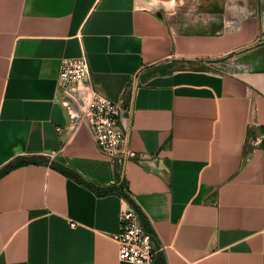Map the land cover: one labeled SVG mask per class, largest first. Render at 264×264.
Segmentation results:
<instances>
[{
	"label": "crops",
	"instance_id": "1",
	"mask_svg": "<svg viewBox=\"0 0 264 264\" xmlns=\"http://www.w3.org/2000/svg\"><path fill=\"white\" fill-rule=\"evenodd\" d=\"M90 86L66 90L62 58ZM119 105L121 177L158 264H264V0H0V168L43 155L112 185L82 110ZM121 196L47 164L0 176V264H135ZM73 223V225H72Z\"/></svg>",
	"mask_w": 264,
	"mask_h": 264
},
{
	"label": "built area",
	"instance_id": "2",
	"mask_svg": "<svg viewBox=\"0 0 264 264\" xmlns=\"http://www.w3.org/2000/svg\"><path fill=\"white\" fill-rule=\"evenodd\" d=\"M57 82L63 90L74 84L90 86L87 58H62ZM118 112L117 103L90 89V97L81 116L88 123L98 150L111 156L114 164L121 167L129 152L123 148L125 136L118 124ZM53 156L54 153L50 155L51 158ZM113 239L117 244L120 260L135 264H158V251L154 248L152 235L144 229L138 212L130 205L120 212V230Z\"/></svg>",
	"mask_w": 264,
	"mask_h": 264
},
{
	"label": "trees",
	"instance_id": "3",
	"mask_svg": "<svg viewBox=\"0 0 264 264\" xmlns=\"http://www.w3.org/2000/svg\"><path fill=\"white\" fill-rule=\"evenodd\" d=\"M47 164L54 169L62 172L67 177L73 179L77 183L89 188L97 195H107V194H117L121 196L131 207H133L139 214L141 223L144 227V229L149 232L152 235L153 243L155 246H157V237L152 230L150 223L146 219V217L143 215V213L138 209L137 205L133 201L132 197L130 196L129 192L126 189L125 186V180L121 177V167L115 165V177L117 182L112 185H100L97 183H94L85 177H83L77 170L74 168L68 166L67 164L63 163L62 161H54L48 156L43 155H28V156H21L14 158L13 160L6 163L4 166L0 168V176L5 174L11 169H14L16 167L25 165V164ZM158 258V257H157ZM157 262L159 263V260L157 259Z\"/></svg>",
	"mask_w": 264,
	"mask_h": 264
},
{
	"label": "water",
	"instance_id": "4",
	"mask_svg": "<svg viewBox=\"0 0 264 264\" xmlns=\"http://www.w3.org/2000/svg\"><path fill=\"white\" fill-rule=\"evenodd\" d=\"M154 248L156 249V246H155V244H154Z\"/></svg>",
	"mask_w": 264,
	"mask_h": 264
}]
</instances>
